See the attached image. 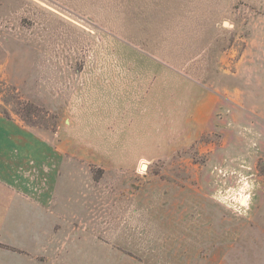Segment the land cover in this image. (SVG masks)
I'll use <instances>...</instances> for the list:
<instances>
[{
    "label": "rangeland",
    "instance_id": "1",
    "mask_svg": "<svg viewBox=\"0 0 264 264\" xmlns=\"http://www.w3.org/2000/svg\"><path fill=\"white\" fill-rule=\"evenodd\" d=\"M0 115V264H264V0H0Z\"/></svg>",
    "mask_w": 264,
    "mask_h": 264
},
{
    "label": "crops",
    "instance_id": "2",
    "mask_svg": "<svg viewBox=\"0 0 264 264\" xmlns=\"http://www.w3.org/2000/svg\"><path fill=\"white\" fill-rule=\"evenodd\" d=\"M11 123L0 115V244L8 247L12 242L6 236L12 232L15 203L21 202L27 209L30 205L42 206L43 209L49 206L54 195V185L50 186L41 181L38 187L28 186V176L17 177L14 174ZM16 155L18 154L15 157Z\"/></svg>",
    "mask_w": 264,
    "mask_h": 264
}]
</instances>
